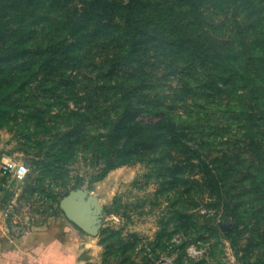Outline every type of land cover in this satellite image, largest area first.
<instances>
[{"label":"rangeland","instance_id":"1","mask_svg":"<svg viewBox=\"0 0 264 264\" xmlns=\"http://www.w3.org/2000/svg\"><path fill=\"white\" fill-rule=\"evenodd\" d=\"M93 1L0 24L1 228L72 203L83 264H264V0Z\"/></svg>","mask_w":264,"mask_h":264},{"label":"crops","instance_id":"2","mask_svg":"<svg viewBox=\"0 0 264 264\" xmlns=\"http://www.w3.org/2000/svg\"><path fill=\"white\" fill-rule=\"evenodd\" d=\"M69 218L11 235L0 226V264H83V232Z\"/></svg>","mask_w":264,"mask_h":264},{"label":"trees","instance_id":"3","mask_svg":"<svg viewBox=\"0 0 264 264\" xmlns=\"http://www.w3.org/2000/svg\"><path fill=\"white\" fill-rule=\"evenodd\" d=\"M46 1H52L51 4H53L54 2L57 3L58 0H0V24L4 25V27L7 28H9V25L13 28V30H10L15 35L17 33H20V36H24V34L28 32V30H33L35 23L33 20L39 19L40 16L38 17V15L45 11ZM132 2H135V0H132ZM53 6L56 7V5ZM90 7L91 12L96 11L97 13H99L104 9H108V7H113V4L109 3L108 0H103L102 3H98L97 5L96 2L93 1L90 3ZM136 16L137 15H134L131 18L128 17L125 23H136V20H138ZM43 18L48 21V24L53 21L50 17L44 16ZM49 26L48 28L53 30L51 24H49ZM36 33L37 31H35V33L33 34L36 35ZM26 36H28V34L25 35V37ZM52 46L53 43L48 44L49 48ZM45 63L49 64V61L46 60ZM125 114L124 118H127L129 116L127 114V111L125 112ZM163 122L164 120L161 123ZM124 123L125 122H122L118 126H116V129H118L117 136L119 137V139L121 138L119 142L122 143V146L119 150L120 157L127 151L129 144H131L134 140L136 131L140 129L139 125L131 123L128 127H126L124 126ZM123 130H126V132L123 133Z\"/></svg>","mask_w":264,"mask_h":264},{"label":"water","instance_id":"4","mask_svg":"<svg viewBox=\"0 0 264 264\" xmlns=\"http://www.w3.org/2000/svg\"><path fill=\"white\" fill-rule=\"evenodd\" d=\"M64 209L68 218L71 221H73L74 223L78 224L81 227L84 226V223L80 219H78V214L81 212V208L79 206L69 203L65 205Z\"/></svg>","mask_w":264,"mask_h":264},{"label":"built area","instance_id":"5","mask_svg":"<svg viewBox=\"0 0 264 264\" xmlns=\"http://www.w3.org/2000/svg\"><path fill=\"white\" fill-rule=\"evenodd\" d=\"M5 170H8V167L5 168ZM23 173V169L18 171L19 176Z\"/></svg>","mask_w":264,"mask_h":264}]
</instances>
